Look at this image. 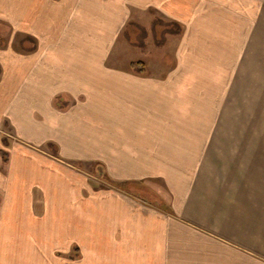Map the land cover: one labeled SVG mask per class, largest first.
<instances>
[{"label": "crops", "instance_id": "obj_1", "mask_svg": "<svg viewBox=\"0 0 264 264\" xmlns=\"http://www.w3.org/2000/svg\"><path fill=\"white\" fill-rule=\"evenodd\" d=\"M154 17L172 67L132 68ZM0 39V264H264V0H0Z\"/></svg>", "mask_w": 264, "mask_h": 264}, {"label": "rangeland", "instance_id": "obj_2", "mask_svg": "<svg viewBox=\"0 0 264 264\" xmlns=\"http://www.w3.org/2000/svg\"><path fill=\"white\" fill-rule=\"evenodd\" d=\"M153 21L151 23L149 19L147 21L134 19L131 24L127 25L117 45V51L121 53L122 62L127 60L140 61L147 66L159 63L165 64V69L168 68L167 65L170 66L173 63L180 28L159 17H154ZM2 43L3 41L0 39V44ZM18 45L21 44L18 43ZM149 73L152 72L149 71ZM156 74L157 72H154V75ZM241 85L240 71L234 74L233 79L229 76V128L249 127V121L241 120L242 113L257 112L256 109L252 110L251 106L245 105V101L248 99L244 97ZM261 114H264V110H261ZM260 127L264 128V120L260 121ZM96 175L100 174H95V178ZM71 253L76 256L75 260L70 261L68 256H64L66 254H61L59 251L56 256H52L53 261L49 264H98L97 259L77 257V254L80 255L79 251L78 253L73 251Z\"/></svg>", "mask_w": 264, "mask_h": 264}, {"label": "trees", "instance_id": "obj_3", "mask_svg": "<svg viewBox=\"0 0 264 264\" xmlns=\"http://www.w3.org/2000/svg\"><path fill=\"white\" fill-rule=\"evenodd\" d=\"M130 65H131L132 68H137L138 67V68L142 69L144 64H143V62L139 61V62H132ZM56 104H58V100H56ZM49 145L52 146V147H55V145H52V144H49ZM0 157L3 158L5 163L8 162V154L6 152H3V151L0 150ZM77 251H78L77 247H74L73 248V252H77ZM69 258L70 259H75L76 257L71 255Z\"/></svg>", "mask_w": 264, "mask_h": 264}]
</instances>
